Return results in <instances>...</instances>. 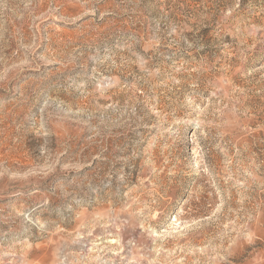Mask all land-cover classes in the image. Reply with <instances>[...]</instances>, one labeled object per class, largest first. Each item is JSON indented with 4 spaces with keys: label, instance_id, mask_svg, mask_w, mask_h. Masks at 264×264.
<instances>
[{
    "label": "rangeland",
    "instance_id": "374dc122",
    "mask_svg": "<svg viewBox=\"0 0 264 264\" xmlns=\"http://www.w3.org/2000/svg\"><path fill=\"white\" fill-rule=\"evenodd\" d=\"M0 264H264V0H0Z\"/></svg>",
    "mask_w": 264,
    "mask_h": 264
}]
</instances>
